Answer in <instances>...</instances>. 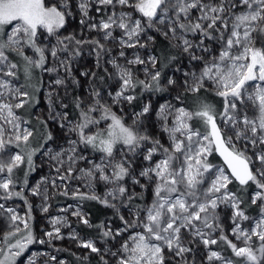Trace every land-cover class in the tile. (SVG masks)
Segmentation results:
<instances>
[{
	"label": "snow or ice",
	"instance_id": "6c2138e0",
	"mask_svg": "<svg viewBox=\"0 0 264 264\" xmlns=\"http://www.w3.org/2000/svg\"><path fill=\"white\" fill-rule=\"evenodd\" d=\"M93 9L104 13L98 22L91 15ZM73 20L81 34L96 32L98 38L80 39L75 32L62 35ZM154 33L168 40V49L160 55ZM254 33L264 34V0H0V121L11 129L5 138L6 129L0 124V200L19 198L28 206L24 219L0 203L12 227L4 241L19 236L7 244V250L0 248V264H17L30 244L65 239L61 229L71 227L66 215L50 218L51 230L43 233L47 240L36 237L29 224L32 205L24 190L39 197L41 212L48 213L49 184L62 187L60 195L81 202L61 212L71 209L81 224L100 229L103 249L91 239H80L74 229L68 238L97 254L101 264H109L106 256L114 258L115 264H171L177 257L176 264H195L186 256L193 252L186 236L191 237L187 243L199 239L208 250L209 262L237 264L211 250V245L223 242L242 264H264V48L255 46ZM109 43L119 49L115 55ZM85 44L103 75L80 73L89 85L85 96L72 97L77 115L71 118L65 100L70 87L80 86L73 64L83 55ZM27 50L33 55H27ZM10 54L23 61L26 81L33 79L36 70L54 76L49 81L47 113L38 118L42 126L38 147H32L37 129L29 127L30 120L17 110L32 107L39 99L26 90L28 85L14 83L20 65ZM173 64L182 80L164 72ZM138 66H143L144 79L137 75ZM110 82L115 83V91ZM169 88L183 91L177 92L175 103L165 100L155 109L159 126L155 134L151 101L133 112L131 124L113 110L115 105L136 101L137 89L143 94ZM201 90L223 99L219 112L207 103L195 111L182 106L184 93ZM249 103L255 116L248 114ZM53 126L63 135H54ZM10 145L19 151L5 159L2 154ZM38 153L56 163V179L82 180L88 191L79 187L70 191L68 183L60 186L47 177L29 188L28 176L36 170ZM214 155L226 167L214 164L210 159ZM81 162L86 167L78 168ZM22 166L20 181L16 173ZM233 184L238 185L235 191L229 187ZM99 185L104 186L103 195L96 191ZM253 185L256 191L246 205L244 193ZM83 201L112 209L121 226L113 228L110 221L93 225ZM252 205L259 208L258 218L246 214ZM226 209L231 210L230 234L242 246L225 234L221 211ZM244 221L252 226L244 227Z\"/></svg>",
	"mask_w": 264,
	"mask_h": 264
},
{
	"label": "rangeland",
	"instance_id": "374dc122",
	"mask_svg": "<svg viewBox=\"0 0 264 264\" xmlns=\"http://www.w3.org/2000/svg\"><path fill=\"white\" fill-rule=\"evenodd\" d=\"M91 15L96 16V19L98 22V20L100 19V17L102 15H104V13L102 11L101 13L97 14L95 12V10L93 9ZM193 15H195V13H193ZM72 32H75L77 37L80 39L98 38V33H96V32H89V31L85 30L83 32V34H81L80 29L78 28L75 20H73L68 26H66V29L62 30L61 34L67 35V34L72 33ZM115 34L117 36L119 35L118 32ZM258 34H260V33H258ZM154 35H156V37L160 36V35L155 34V33H154ZM253 35H254V38H256L257 33H254ZM162 38H164V37H162ZM108 47H113V54L114 55L119 50L117 47H114L111 43L108 44ZM262 48H264V46ZM89 52H90V46L85 44L84 48H83V55L78 57L73 64V75L75 76L76 79H78L80 81V86L79 87H75V86L70 87L69 93L72 92V90L73 91L75 90L76 95H79V96H85L86 95V89L88 88L89 80H88V78L81 76L80 73L83 71H96L97 70L95 67V56L90 55ZM127 52H128V56L131 57L133 50L129 49V50H127ZM26 54L27 55H33L31 50H27ZM142 54H144V53L142 52ZM13 58H14V60H12V61L16 62L20 65V67L15 70L18 73L19 80L14 81V83L28 85V87L26 89H29L30 93L34 94L36 97H38V94L40 93V95L38 97L39 103L32 106V107L35 106L33 108L32 114L34 116V119L43 118V116L46 115L47 108H48L47 92L49 91V87H50L49 81L51 79H54V76L49 75L47 73H41L39 70H36L34 73L33 79L30 82L26 81L24 78V73H23V61L18 56H15L14 54H13ZM175 66L176 65L174 64L165 73L167 76H173L174 78L182 80L183 79L182 73L176 72ZM142 67L143 66H138V68L141 69L140 71L137 72V75L139 76L140 79L145 78L144 72L142 71ZM109 71H111L110 66H109ZM61 75H63V73H61ZM3 78L4 79H11L10 77H3ZM110 83H111V90L115 91V89H116L115 83H112V82H110ZM182 91H183L182 88L181 89L169 88L168 91L162 92V93L145 92V95L142 99V102H141L139 109H134L133 103L131 105H129L125 102V103H122L120 105L113 106V110L116 111L118 115L123 116L124 120L127 124H131L132 118H133V116H132L133 112H138L140 110V108L142 107L143 103L151 101L153 104V109H154V111L151 115V118H150L151 124H152L151 130L155 134L156 132L159 131L158 122L156 121V118H155V109L158 108L159 105L161 103H163L165 100H171L173 103H175L174 97L177 95V92H182ZM208 93H214V92L211 90H209V91L201 90L200 93L199 92L198 93H184V95L189 94V96L190 95L195 96V99H194L195 105H193V107H195V110H198L199 106L202 103H207L205 96H208ZM197 96H199V97H197ZM161 97H163V99H161ZM190 101H191V99H190ZM196 102L198 104H196ZM109 103H110V100H109ZM178 106H180V105H178ZM182 106L189 109V107H187L185 105V99H183ZM248 109H249V111H248L249 116H255L256 115V110L251 107L250 103L248 104ZM17 112H18V110H17ZM28 112L30 113V111H28ZM18 114L21 115L19 112H18ZM0 124H2L3 127L6 129L5 138H7L8 134L11 132V129L7 124H4L2 121H0ZM194 124L199 126L198 121H195ZM51 130L53 131L54 135H58V136L63 135V133L61 132V130L58 127L53 126L51 128ZM160 138L165 143H167V140L163 136L162 133L160 134ZM40 142L41 141L40 140L38 141L37 139L33 140L32 141V147H38ZM60 143H63V141L61 140ZM49 146H51V145H49ZM17 151H19L18 148H16L14 145H10L6 149L5 153H3L2 155H4V157L6 159L9 155L14 154ZM41 152H43V149H41ZM34 161L36 164V170L34 172H31V174L28 176V187L29 188L32 187L33 185H35L38 181H40L41 177H47L49 181L57 178V173L55 171L57 165L54 161H50L47 156L42 155L41 153H38L34 157ZM217 165L225 167V165L222 162L218 163ZM66 166L67 165H65V167ZM77 167L78 168L79 167H86V164L84 162H81L80 164L77 165ZM61 171L63 172V169ZM16 174H18V171ZM19 177H20V180L23 181V168L19 172ZM56 183H57V185H60V186H62L65 183H68L70 185V191L74 190L76 187H79L81 191H88V189L84 186V181H82V180H75L74 179L71 181H60L59 179H56ZM233 186H236V185L233 184L232 187ZM20 187H21V185L18 184L16 190L17 191L20 190ZM229 187L232 188L231 185ZM61 190H62V187L52 188L50 184L48 185V194L50 196L48 204H50V208H49L48 213H42L40 210V205L42 202L41 199L39 197L31 196L28 192V189L25 188L24 195L27 196L29 203L32 205V211H31L32 219L29 222V224H30V227L33 231V234L36 237L47 240V237H45L43 235V233L45 230H49V231L51 230L52 226L49 223V220L51 217L65 216L66 215L70 224H71V227L70 228L64 227L61 229V233L65 236V239H63V240H53L51 244L33 243V244L28 245V247L25 249V252L22 254V256L17 258V264H31V261H33V260L35 261V264H58V262H60V261H63L64 264H83V263L86 264V263H88V261L91 258H96L98 260V264H101V262L99 260V256L97 254L91 253L88 249H84V248L79 247L78 246V243H79L78 240H72V239L68 238V233L74 229L79 234L80 239H83V240L91 239L96 243L97 247H100L101 249H103L105 247V243L102 241L101 236H91V235H88L86 233H81L76 228V224H78L80 222H79L77 217H74L71 215V209H69L68 213H63L60 211V209L66 208V207H68V205H72L73 208H75L77 205H79L81 203L78 200L72 199L70 196L65 197L63 195H60L59 193ZM96 191L100 195H103L104 186L99 185L97 187ZM136 191H140V189L137 188ZM233 191H235V190L233 189ZM254 191H256L254 185L249 187V194L248 195H249L250 199H251V196H252ZM0 192H2V190H0ZM148 199L149 200L151 199V190H149ZM0 203L5 204L6 208H14L16 210V212L22 218L27 219L28 206L25 204V202L23 200H21L19 198H12L10 200H0ZM256 209L259 210L258 207ZM83 210L87 213L84 206H83ZM110 210L112 211V209H110ZM124 215L127 216L126 211L124 212ZM230 215H231L230 209H226V210L221 211V220H222L223 225H224L225 234L228 235V238L230 240H232L234 243H237L238 246H242L241 242L237 241L235 239V237L230 234L231 228H232V224L230 223V221L228 219V217ZM249 216H251L255 219V218H258L259 213H256L255 215H249ZM109 221H110L111 226L113 228H117V227L121 226V222L117 217L115 219H109L106 222H109ZM10 224H11V222L8 218V215H6L2 211H0V248H4L5 250H7V244L8 243H14L15 239L19 238V236H17V237L12 238L8 242L4 241L5 234L12 231V227L10 226ZM242 224L244 227H248V228H250L252 226V223L250 221H244V222H242ZM19 226L22 229V232L19 235L22 236L25 234V232L23 231V225L20 224ZM218 234L219 233H216V235H218ZM188 240H191L190 236H186L185 242H186L188 247L193 248V252L186 254L189 261L194 259L195 264H221L220 261L209 262L207 260L206 257H207V251L208 250H206L204 248L203 244L199 242L198 238L193 243H187ZM258 243L259 242L255 241V238H254V246H258ZM109 246L111 247L112 244L110 243ZM116 246H118V244ZM215 247H216L215 245L210 246L211 250L220 252V250L215 248ZM225 249L226 250L229 249L227 247V245H226ZM13 251H15V249H13ZM73 254H75V255H73ZM52 256H55L56 260H52L51 259ZM85 256L88 257L87 260L83 259V257H85ZM0 257H2V254H0ZM224 257H226V256H224ZM105 258L109 260V264H115L114 258H111L108 256H106ZM71 259L73 261H71ZM238 259H240V258H238ZM177 260H180V258L177 257L172 262H176ZM181 263H183V262L181 261ZM240 264H242V261Z\"/></svg>",
	"mask_w": 264,
	"mask_h": 264
},
{
	"label": "trees",
	"instance_id": "16d2710c",
	"mask_svg": "<svg viewBox=\"0 0 264 264\" xmlns=\"http://www.w3.org/2000/svg\"><path fill=\"white\" fill-rule=\"evenodd\" d=\"M156 40H157V42H156V45H155V51H156L157 55H160L161 53H163L165 50L168 49L169 44H168V41L166 39L162 38L161 36H157ZM255 41H256V45H255L256 47H263L264 46L263 45L264 44V34H258L257 33ZM10 59L14 60L13 54H10ZM172 66L166 67L164 69V72H166ZM96 71L100 75H103V72L101 70L97 69ZM26 90L30 92L29 89H26ZM136 94L138 96V99L133 102V108L134 109H139V107L141 105V102H142V99H143V97L145 95V92L143 94H140V89H137L136 90ZM75 95H76V91L72 90V92H70L68 94V98L65 100V102L70 105L69 111L71 113V118H75L76 115H77V113H76V111H75V109L73 107V100H72V97L75 96ZM208 95H209V93H208ZM187 96L191 99V101H190V99ZM197 97H199V96H197ZM205 98H206V100H208L207 96H205ZM184 99H185V105L187 107H189V109L192 111V108H193L192 105L195 104L194 103L195 96H192V95L189 96V94H185L184 95ZM34 107H26L24 109H19L18 112L25 119L27 118L28 120H30V124H29L30 127H34L35 129H37L36 139L39 141L40 140V132L42 131V126L39 124L38 119H34V116L32 114V111H33ZM28 111H30V113ZM210 159L215 164L221 163V161H220V159L218 158L217 155H214ZM22 168H23V166H22ZM19 172H20V170H18V174H17L18 177H19ZM231 187H232V185H231ZM237 187H238V185L233 186L232 190L233 189L236 190ZM248 194H249V188L244 193V198H245V201H246V205L250 204V198H249ZM83 206H84L85 210L87 211V213L89 214L90 221H91V223L93 225L99 224L100 222H106L109 219H115L116 218V216L113 214V210L111 211L109 208H105L104 206L98 204L95 201H83ZM257 207L258 206H255V205L247 207V213L246 214L255 215L256 213H259V210L256 209ZM76 228L81 233H86V234L91 235V236H100V229H98V228H95V227L88 228V227L84 226L81 223L76 224ZM215 246H216L215 248L219 249L220 252H222L224 254V256H226L227 258H230V259L236 261L237 264L241 263L240 259H238V258L233 256L230 248L227 249V250L225 249L226 245L223 242H219ZM71 261H73V260L71 259ZM83 264H85V263H83ZM86 264H98V260L96 258H91L88 261V263H86ZM171 264H176V262H171ZM181 264H183V263H181Z\"/></svg>",
	"mask_w": 264,
	"mask_h": 264
},
{
	"label": "flooded vegetation",
	"instance_id": "af4514ba",
	"mask_svg": "<svg viewBox=\"0 0 264 264\" xmlns=\"http://www.w3.org/2000/svg\"><path fill=\"white\" fill-rule=\"evenodd\" d=\"M39 95H40V93H39ZM39 95H38V97H39ZM207 97H208L207 104L214 105L217 112H219L223 107V99L219 96H216L214 93H209V95ZM196 104H198V103L196 102ZM193 105H195V104H193ZM193 108H192V111H195V107H193Z\"/></svg>",
	"mask_w": 264,
	"mask_h": 264
},
{
	"label": "water",
	"instance_id": "95a60500",
	"mask_svg": "<svg viewBox=\"0 0 264 264\" xmlns=\"http://www.w3.org/2000/svg\"><path fill=\"white\" fill-rule=\"evenodd\" d=\"M217 156H218V155H217ZM218 158H219V159H220V161L223 163V160H222V158H221V157H219V156H218ZM223 164H224V163H223ZM225 167H226V165H225Z\"/></svg>",
	"mask_w": 264,
	"mask_h": 264
},
{
	"label": "crops",
	"instance_id": "0c3cea01",
	"mask_svg": "<svg viewBox=\"0 0 264 264\" xmlns=\"http://www.w3.org/2000/svg\"><path fill=\"white\" fill-rule=\"evenodd\" d=\"M39 95V94H38Z\"/></svg>",
	"mask_w": 264,
	"mask_h": 264
}]
</instances>
